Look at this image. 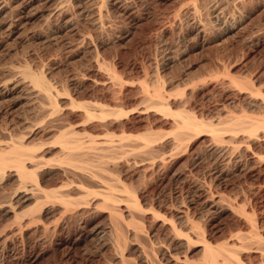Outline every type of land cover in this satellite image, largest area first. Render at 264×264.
<instances>
[{
  "label": "rangeland",
  "instance_id": "374dc122",
  "mask_svg": "<svg viewBox=\"0 0 264 264\" xmlns=\"http://www.w3.org/2000/svg\"><path fill=\"white\" fill-rule=\"evenodd\" d=\"M115 1L106 0V24L102 28L95 23V0H71L66 11L47 24L31 17L22 25L25 33L21 29L10 37L0 32V66L12 61L42 71L53 86L68 92L63 93L61 107L69 106L72 99L99 102L126 112L116 121L112 136L105 137V155L129 162L148 161L119 175L147 213L138 219L142 234L136 238L129 234L122 247L128 263L173 264L169 255L174 254L185 255L186 264H208L196 240L188 244L174 238L169 225L152 216L151 210L168 220L170 217L178 229L185 227L187 217L203 229L205 239L213 245H230L237 232L248 234V215L264 236V137L250 147L239 142L242 138H226L222 144L226 153H219L211 150L209 136L194 135L177 149L171 117L154 108L146 109L144 95L158 87L172 110L187 107L206 122H214L226 109L263 115L260 103L249 105L244 99L246 93L237 91L243 90L238 81H251L248 84L254 85V91L264 95V0H196L198 18L187 9L188 0ZM216 13L219 20L214 18ZM66 16H71L73 27L63 25ZM198 21H204L203 33L196 30ZM34 33L42 39H36ZM1 107L0 120L14 132L23 126L19 123L23 113L35 121L44 114L39 108L15 106L12 101H4ZM64 111L68 112L66 120H79L81 112ZM97 124L94 121L89 126ZM41 131L36 140L43 138ZM144 131L145 135L146 131L153 134L148 132L153 139L150 144L141 137ZM60 183L63 181L53 176H45L40 182L46 189ZM15 185L9 179L0 182V189L11 192ZM179 211L186 217L182 219ZM86 214L76 221L41 216L35 226L14 235L9 234L12 228L7 229L10 237L0 234V264H118L115 247L100 230L105 213ZM6 220L0 216V228ZM43 223L48 226L45 234ZM241 258L245 264L260 261L255 252H243Z\"/></svg>",
  "mask_w": 264,
  "mask_h": 264
},
{
  "label": "bare ground",
  "instance_id": "6f19581e",
  "mask_svg": "<svg viewBox=\"0 0 264 264\" xmlns=\"http://www.w3.org/2000/svg\"><path fill=\"white\" fill-rule=\"evenodd\" d=\"M95 1V6H93L95 23L102 28L106 24V10L104 9L106 0ZM70 3L71 0H0V32L10 37L18 35L22 25L31 17H36L42 23L47 24L56 14L64 13ZM16 7L18 9L14 15ZM187 7L193 18H198L200 13L197 1L188 0ZM214 18L219 20L218 13L214 15ZM222 21L224 22V20ZM202 23L204 24V21L196 22V30L198 32L205 29V24L202 25ZM63 25L65 27H73L71 16L65 17ZM25 32L23 31V33ZM41 33L43 36V32ZM34 34L36 39H42L41 35ZM247 82L251 83V81ZM238 83L242 86H239V88L243 90H239L237 93H246L244 99L249 105L258 102L264 107V95L255 92L252 88L254 85L250 86L245 81H238ZM63 93L68 92L66 90L60 91L45 78L42 71H33L25 63H14L11 61L7 62V64L5 63L4 66H0V118L2 114L1 104L4 101H12L15 106L28 105L29 108H39L44 113L43 117L36 121L34 119L30 120V115L29 117L24 113L22 116L20 115L19 123L23 126L18 132H14L12 126H9L7 122L4 123V121L0 120V182L13 179L16 183L11 192L9 190L6 191L4 187L0 189V216L7 219L0 228V234L8 238L10 235L20 233L25 227H30L33 224L35 226L36 223H39L41 216H48V218L54 219L53 221H63V219L76 221V219H82L86 213L102 212L105 213V221H103L104 224L100 227V230L106 234L107 241L110 244L107 243L112 245V248L115 247L116 256L115 254L114 256L121 263L117 262L130 264L123 254L122 247H124L129 234L135 238L142 234L143 229L141 230L139 226L141 223L138 222V219H141L145 212L139 205L138 200H136L134 192L127 190V186H125L122 177L119 175L122 171L127 172L128 169L142 166L148 161L147 159H140V161L129 162L124 159L122 161L118 156L115 158L105 155L107 146L105 137L109 138L112 130L118 126V124H115L116 121L120 120V117L125 115L126 112L116 109L117 107H107L99 102H76L72 99L69 103L70 105L68 104L69 106L61 107L59 102L65 98ZM144 98L146 106H143L146 109L154 108L171 117V123H173V128H175L173 132L175 139L172 141L177 145L175 146L177 149L178 146H181L180 144L184 139L189 140V137H194V135L209 136L211 150L219 153H222L226 148L222 145L226 138L229 140L242 138L243 140L239 139L240 141H237L250 147V145L260 142L262 136L264 137V114L261 115V113L258 116H252L253 114H246L247 112L238 107L239 110L235 111L223 110L218 114L214 122H206V120L198 119L199 117L197 118L190 112L189 108L186 110L187 107L172 110L170 106L168 107L165 93L158 87L154 89L153 93H145ZM67 109L81 112L79 120L76 122L66 120L68 112L65 113L64 110ZM94 121L98 124L89 126ZM45 122L48 123L42 129V125ZM16 125L19 124L17 123ZM22 129L28 130L22 131ZM36 130L37 132H35ZM39 131L42 132L43 138L39 137V140H36V135ZM148 132L152 134L151 131ZM148 132L146 131L147 134L145 135L144 131V135H141L146 144L153 142V139L149 138ZM151 138L153 137L151 136ZM156 140L157 138H155ZM151 146L149 145L148 147ZM234 146L236 147V145ZM144 147H147V145ZM238 147L235 149H238ZM161 159L164 160V158ZM252 161L254 163V160ZM118 167L119 169H117ZM131 172L133 173V171ZM45 176H53L62 180L63 183H60L61 185L58 187L46 189L40 184L41 179L43 180ZM153 210H151L152 216L156 219L159 217L164 224H168L174 238L183 239L188 244L192 242V239L196 240L201 245L203 258L206 260L204 262L208 264H245V261L241 258V253L243 252L258 253L260 261L257 264H264V236L257 230L255 219L253 220L250 215L245 216L249 223L248 234L242 235L237 232L232 235L235 242L230 243V245L227 242H219L213 245L205 239L203 229L189 222L186 216L185 227L178 229L170 217L168 220L165 216L163 217ZM182 211L179 212L181 213L180 217L183 219L185 217ZM10 228L12 229L9 235L5 231ZM42 228L45 234L48 226L44 224ZM141 251L145 258L147 254L144 249ZM169 259L173 264L188 263L185 255L179 257L170 254Z\"/></svg>",
  "mask_w": 264,
  "mask_h": 264
}]
</instances>
